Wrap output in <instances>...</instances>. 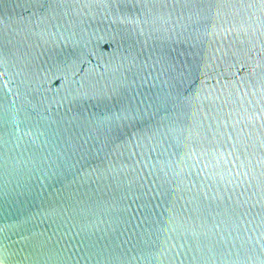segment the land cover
<instances>
[{
  "label": "water",
  "instance_id": "water-1",
  "mask_svg": "<svg viewBox=\"0 0 264 264\" xmlns=\"http://www.w3.org/2000/svg\"><path fill=\"white\" fill-rule=\"evenodd\" d=\"M0 264H264V0H0Z\"/></svg>",
  "mask_w": 264,
  "mask_h": 264
}]
</instances>
